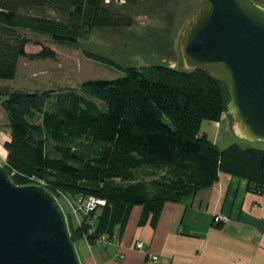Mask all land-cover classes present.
<instances>
[{
  "label": "trees",
  "instance_id": "trees-1",
  "mask_svg": "<svg viewBox=\"0 0 264 264\" xmlns=\"http://www.w3.org/2000/svg\"><path fill=\"white\" fill-rule=\"evenodd\" d=\"M131 23L130 16L103 0H0V78L14 77L19 57H55L46 46L27 53L26 31L75 44L94 27ZM85 55L113 64L101 55ZM122 69L123 76L89 79L78 89L0 91L9 127L3 167L11 180L27 184L45 178L43 186L58 201L59 193L62 198L92 195L105 200L89 214L91 224L80 215V224L73 225L66 215L74 242L85 238L92 243L101 236L115 240L114 227H123L132 206L154 216L165 201L209 186L220 172L244 178L247 189L262 192L264 150L236 143L219 149L198 134L203 119L219 121L226 112L222 84L199 69L162 64ZM51 97L54 103L47 106ZM143 168L162 173L145 182L138 177Z\"/></svg>",
  "mask_w": 264,
  "mask_h": 264
},
{
  "label": "water",
  "instance_id": "water-1",
  "mask_svg": "<svg viewBox=\"0 0 264 264\" xmlns=\"http://www.w3.org/2000/svg\"><path fill=\"white\" fill-rule=\"evenodd\" d=\"M179 38L181 69L222 84L231 129L264 141V8L201 0ZM0 264H82L56 196L41 184H15L1 163Z\"/></svg>",
  "mask_w": 264,
  "mask_h": 264
},
{
  "label": "rangeland",
  "instance_id": "rangeland-1",
  "mask_svg": "<svg viewBox=\"0 0 264 264\" xmlns=\"http://www.w3.org/2000/svg\"><path fill=\"white\" fill-rule=\"evenodd\" d=\"M253 1L264 8V0ZM200 3L201 0H136L134 3L109 0L108 7L130 16L132 18L131 25L94 27L75 44H58L53 42L47 34L26 31L25 34L30 39L25 47L27 53L37 52L41 46H46L55 51V57L40 59L19 57L14 77L11 79L0 78V91L40 92L53 90L57 92L68 88L78 89L82 82L89 79H114L123 76L122 67L125 66L144 69L157 64L170 66L175 62V67L181 69L182 57L179 37L189 18L199 8ZM30 10L40 15H50L46 9L32 8ZM86 51L101 55L113 64L89 58L85 55ZM1 101L2 98H0V130L4 133L5 130H9L8 116ZM53 103L54 98L51 97L47 106H52ZM198 134L204 135L219 149L236 143L242 148L264 150V141L238 137L230 127V120L226 112L222 113L219 121L203 119L200 122ZM5 136H8V133H4L3 138ZM3 143L0 141V163L2 165L5 164L6 156ZM161 173V171L143 168L138 177L149 182ZM44 179L40 180L42 185L46 183ZM37 182L38 180H35L34 183ZM59 194V203L64 213L75 225L74 214L66 200L62 198L63 194ZM84 197L82 196V198ZM98 213L99 210L96 211L93 218L94 222H97ZM80 243L79 239L75 240L78 253Z\"/></svg>",
  "mask_w": 264,
  "mask_h": 264
},
{
  "label": "crops",
  "instance_id": "crops-1",
  "mask_svg": "<svg viewBox=\"0 0 264 264\" xmlns=\"http://www.w3.org/2000/svg\"><path fill=\"white\" fill-rule=\"evenodd\" d=\"M8 133V136H4ZM0 130V141L9 130ZM223 218L214 220L215 216ZM118 238L79 245L82 264H264V188L224 172L194 193L167 200L156 215L131 207ZM141 241L142 249L134 243ZM78 251V250H77ZM158 257L151 263L148 255Z\"/></svg>",
  "mask_w": 264,
  "mask_h": 264
},
{
  "label": "built area",
  "instance_id": "built-area-1",
  "mask_svg": "<svg viewBox=\"0 0 264 264\" xmlns=\"http://www.w3.org/2000/svg\"><path fill=\"white\" fill-rule=\"evenodd\" d=\"M104 3L108 4L109 0H103ZM35 180H33L32 183H34ZM38 184L42 185V182H37ZM64 200H66V202L68 203L72 213L75 216L76 219V223L79 225V219L78 216L82 215L85 216V222L88 224H91V218L89 217V214L94 211L97 207L99 206H103L105 204V200L101 199V198H97L94 196H88V197H78L76 199H72V201H70L69 198L67 197H63ZM223 217L221 215L215 216L214 220L218 221L219 219H222ZM92 232V228L90 227L88 229V233ZM85 239V238H84ZM86 241V239H85ZM96 242H108V240H106L105 237L101 236L100 238H98L96 240ZM134 248L135 249H142L143 248V243L141 241H136L134 243ZM148 259L151 263H156L158 262V257L156 255L153 254H149L148 255Z\"/></svg>",
  "mask_w": 264,
  "mask_h": 264
}]
</instances>
